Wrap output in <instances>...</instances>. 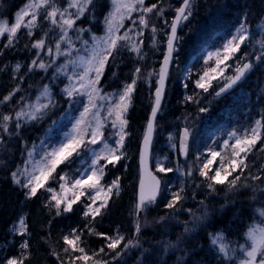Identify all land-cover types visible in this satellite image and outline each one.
I'll list each match as a JSON object with an SVG mask.
<instances>
[{
    "label": "snow or ice",
    "instance_id": "snow-or-ice-1",
    "mask_svg": "<svg viewBox=\"0 0 264 264\" xmlns=\"http://www.w3.org/2000/svg\"><path fill=\"white\" fill-rule=\"evenodd\" d=\"M201 6L22 0L12 11L0 0V183L19 197L0 230V264H204L193 238L215 215L212 201L250 193L264 204V0L215 5L234 23L181 67ZM176 88L182 123L164 130L165 152L159 121ZM226 101L229 126L202 140L197 120ZM129 187L127 226L103 227ZM257 211L261 221L236 240L224 228L207 233L216 264H264Z\"/></svg>",
    "mask_w": 264,
    "mask_h": 264
},
{
    "label": "trees",
    "instance_id": "trees-1",
    "mask_svg": "<svg viewBox=\"0 0 264 264\" xmlns=\"http://www.w3.org/2000/svg\"><path fill=\"white\" fill-rule=\"evenodd\" d=\"M219 0L218 4L225 3V0ZM229 3H234L235 0H228ZM249 4L256 2V6H259L260 0H247ZM202 6L198 9L200 11L205 12V17L203 21V25L196 27L195 24V17L192 19L191 23L189 24L188 28L185 29L186 35V43L184 45L183 51L180 56L181 60V67L192 59L190 64L195 62V56L198 54V50L201 47H205L211 44L218 36H222L224 31L229 28L232 23H234V13L233 10L226 8L221 13L215 12V6L213 10H207L203 5L201 0ZM196 16V15H195ZM253 28H256V25L253 24ZM189 29L191 31H189ZM259 39V36L257 37ZM154 59V58H153ZM127 71V69L125 70ZM250 90V85H249ZM182 92V89L176 88L175 91L172 89L169 90V94L167 97V103L165 106V113L164 119L160 120L159 123L161 125V135L159 137V145L163 147L165 152H167V133L165 130V125H167V129L169 125L172 127V132L176 131V125L178 123H182V121H178L177 119L171 121L170 118V107H169V99L176 100L179 98V93ZM146 91L144 89L141 90L140 98L135 104V110L131 113L132 118V127L136 135L140 134L141 125L144 123V117L146 115L145 106L147 105L148 101L145 99ZM233 101H226L216 104L209 114H204L203 119H200L196 123V129L198 136L202 139L207 141L209 137H214V135H219L221 129H225L230 124V116L229 113L231 111V105ZM226 104L229 106L226 107ZM144 106V107H143ZM181 107V106H180ZM235 113H232V118H235ZM173 182H176L175 177H173ZM6 186L7 189L11 192V197L15 195V202L17 201L18 193L12 191L11 188L8 187L5 183H0V190ZM126 198H130L132 192H126ZM224 193H220L219 196L212 201V206L218 208V212L228 211L230 212L231 219H233L232 226L226 230V234L229 240H236L238 238V233H243L246 231L247 227L252 225L253 223H259L262 218L259 217L258 209L264 207V204L252 202L250 199L251 194L247 196H236L233 197L231 200L224 199ZM124 198V193H122V198L117 199L116 203L112 205V212H116L117 205L120 207L121 201ZM8 200V198H6ZM244 201V203H241ZM222 205H226L225 207H221ZM193 207V211L196 210L195 205H191ZM247 207L250 208V211L245 214V210ZM109 213V214H110ZM184 219H188V217L184 216ZM183 219V221H184ZM147 236H152V230L149 229L147 232ZM205 242V251L201 253L199 257H195L196 259H200L204 262V264H216V260L213 257L211 251H209V241L207 238V234L204 236ZM244 240L240 239V243H243Z\"/></svg>",
    "mask_w": 264,
    "mask_h": 264
},
{
    "label": "bare ground",
    "instance_id": "bare-ground-1",
    "mask_svg": "<svg viewBox=\"0 0 264 264\" xmlns=\"http://www.w3.org/2000/svg\"><path fill=\"white\" fill-rule=\"evenodd\" d=\"M19 2H20V0H9V3L12 5V8H11L12 11L15 10V7L19 4ZM202 2H203V5L205 6V8L207 10H213L214 6L218 4L219 0H202ZM255 4H256V2H255ZM258 7L259 6H257V8ZM229 9L231 10V8H229ZM204 17H205V12L198 10V12L195 16L196 27L203 25ZM255 80H256V76H253L251 78V81H255ZM254 87H255V84L250 82V89L254 88ZM177 100L178 99L173 100L170 98L169 102H168L169 107H170V118L172 119L171 121H174V119L176 120L177 117H179L184 111V109L177 104ZM165 129H167V125H165ZM170 130H172V127ZM6 189H7V187L4 186L0 190V230L3 229L4 221L7 220L9 218V216L11 215L12 208L15 204V195L13 197H11V192L9 190H6ZM126 192L130 193L131 188L129 187ZM126 192L124 193V198L121 201L120 207L117 205L116 212H112L109 214V219L104 222L103 227L108 228L111 226L112 221H121V220H124L125 226H127V219L126 218H127V210H128V206H129V198L128 199L126 198V194H127ZM13 193H14V191H13ZM6 198H8V200H6ZM191 205H195V203L193 201H189V206H191ZM214 208L217 209V211H216L215 215L211 218V220L209 222V226L207 228L200 229L198 231L197 235L193 238V242H199V244L205 245L203 238L207 233L216 231L217 229H220V228H224L226 230H229L228 228H230L232 226V224L235 223V222H233V219H231L230 212H228L227 210L223 211V212H218V208L216 207V205ZM248 211H250L249 207H247V209L245 210V214L248 213ZM154 215H155V213H154ZM183 219H184V216H181L180 220L183 221ZM184 220H186V219H184ZM180 231H182V229L179 226H177L174 229L175 233H179ZM165 238H167V237H165ZM172 238L174 239V236ZM174 259H175L174 256L170 257V264H171V261Z\"/></svg>",
    "mask_w": 264,
    "mask_h": 264
},
{
    "label": "rangeland",
    "instance_id": "rangeland-1",
    "mask_svg": "<svg viewBox=\"0 0 264 264\" xmlns=\"http://www.w3.org/2000/svg\"><path fill=\"white\" fill-rule=\"evenodd\" d=\"M21 3H22V0H20L19 4H21ZM19 4H18V5H19ZM259 38H260V37H259ZM166 139H167V137H166Z\"/></svg>",
    "mask_w": 264,
    "mask_h": 264
}]
</instances>
